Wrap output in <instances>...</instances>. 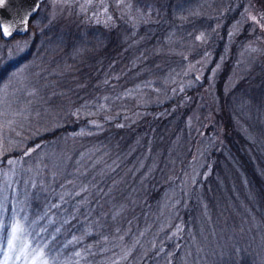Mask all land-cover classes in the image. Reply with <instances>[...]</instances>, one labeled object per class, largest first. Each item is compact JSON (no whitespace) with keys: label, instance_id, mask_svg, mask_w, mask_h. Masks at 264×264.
Here are the masks:
<instances>
[{"label":"trees","instance_id":"obj_1","mask_svg":"<svg viewBox=\"0 0 264 264\" xmlns=\"http://www.w3.org/2000/svg\"><path fill=\"white\" fill-rule=\"evenodd\" d=\"M107 1L114 18L106 24L89 9L63 35L35 23L39 13L21 35L0 31L1 41L26 38L30 46L0 65V85L26 67L36 91L27 99L34 100L29 117L38 113L22 126L17 120L9 127L8 119L4 129L19 134L4 158L40 162L51 192L62 184L85 187L83 218L70 232L84 236L79 244L107 243L105 234L124 238L125 256L116 264H264L263 62L219 90L221 123L208 111L211 65L202 75L172 71L184 70L193 52L180 47L198 33L208 36L213 63L223 57L225 47H211V15H221L225 33L245 0H158L152 17L136 18L135 28L119 15L122 5ZM40 36L55 44L37 47ZM38 194L50 196L42 185ZM40 204L27 206L29 218ZM55 239L47 249L59 246ZM92 256L95 264H111Z\"/></svg>","mask_w":264,"mask_h":264},{"label":"rangeland","instance_id":"obj_2","mask_svg":"<svg viewBox=\"0 0 264 264\" xmlns=\"http://www.w3.org/2000/svg\"><path fill=\"white\" fill-rule=\"evenodd\" d=\"M84 2L85 0H44L41 4L39 16L34 17V22L42 23L43 30L49 28L55 31L56 27L63 35L62 32L64 31L75 30L81 23V18H84L89 9L91 15L95 18L103 17V22L101 21L103 24L114 18L113 11L109 9V1L106 0L107 13L103 11V7L99 6V0H94L93 5L88 7L86 11H81L80 5ZM131 4L130 12L122 5V8L118 9V13L123 21L130 18L131 25L135 28L136 18L148 20L152 17L158 0H131ZM238 11L235 19L231 20L225 28V33L222 32L224 19L219 18L221 15H211V47H225L223 57L213 63L214 57L211 50L207 51L205 49L208 36L204 33H198L195 39L189 41L187 45L183 42V47H180L184 50L183 54L185 53V55L193 52L188 57V64L184 70H181V72L175 68L172 70L176 75L182 74L185 76L191 73L202 75L211 65V105L208 111L209 116L217 123H221L222 114L225 110V103L221 100L224 95L220 96L219 90L228 91L238 84L243 77L252 74L251 72L255 71L258 65L260 67L261 61L264 65V27H261V25H264V0H245ZM109 16L111 19H109ZM252 17H255L259 23H256ZM201 36L202 39H197ZM52 38L54 37L40 36L37 47H52L55 44L54 41H56ZM29 47L26 38H18L9 42L0 40V65L24 54ZM183 66L184 63L177 65V68H183ZM25 68H16L12 75H9V81L0 85V113H4V115H0V131L3 133V146L7 149L3 154H0V204L3 205L4 209L0 219L3 220L5 225H8L13 217L21 219L22 223L32 233V236L42 240L47 245L51 240L60 238V240L57 239L59 241L58 247L45 249L51 251L58 258L60 264H95L91 258L93 253H98V258H102L107 263H119L125 256L124 253H121L125 248L124 238L118 235L109 236V234H105L109 238L107 243L105 241L101 242L97 238L96 243L91 241L79 244L84 236L79 232H75L76 235H72L70 232L72 226L75 227L83 218L82 207L85 203H83L82 194L85 187L77 186V182L73 185L62 184L61 192L56 190L51 192L48 184L43 181V171L39 168L43 165L40 162L37 161V164H35L27 157L4 158L5 153L9 151V144L15 141V133L19 134V132L11 134L4 129L9 126L7 125L9 120L12 123L9 127H12L17 120L21 126L38 120L35 119L34 111L29 117V113L34 109L32 107L34 100L28 102L27 99L36 91L27 78ZM57 71L58 67L56 66L54 72ZM260 73L261 68L258 77H260ZM220 76H223V80H218ZM220 82L222 84H219ZM35 111L40 112L39 109H35ZM194 111L195 116H197L199 114L198 108ZM10 113L12 116H9ZM217 114H220L221 117L216 118ZM262 121L264 122V119ZM31 153L30 149L27 150L26 156ZM9 160L17 163L9 164ZM56 163L55 169H53L55 174L60 170ZM201 167L202 164L198 160L195 163L191 180L196 178ZM185 182L187 184V180ZM41 185L44 187L45 193L50 195L48 199L43 194L34 195V191H38ZM88 196H91L90 191L86 197ZM36 200L41 203L43 209L33 215V218H29L27 206ZM50 207L52 213H50ZM8 231H10V228L0 230V237L6 236ZM76 252L81 253V255L76 256ZM103 253H108V256ZM0 259H2V255H0Z\"/></svg>","mask_w":264,"mask_h":264},{"label":"snow or ice","instance_id":"obj_3","mask_svg":"<svg viewBox=\"0 0 264 264\" xmlns=\"http://www.w3.org/2000/svg\"><path fill=\"white\" fill-rule=\"evenodd\" d=\"M4 2L5 0H0V6H3ZM93 3L94 0H85L84 4L80 5L81 11H86ZM114 3L117 8L124 5L129 12L131 11V0H127V2L126 0H114ZM99 6L103 7L105 13L108 12L106 0H99ZM109 19H111L110 16ZM252 19L256 21V23H259L255 17H252ZM22 22L26 24L27 20L22 18ZM14 26L15 25H4L0 22V31H2L5 36L11 35V29ZM261 27H264V25H261ZM197 39H202V36L197 37ZM0 115H4V113H0ZM2 140L3 133L0 131V154L7 151L3 146ZM8 163L14 164L17 162L9 160ZM3 211V205L0 204V216H2ZM6 228H10V231H8L6 236L0 237V255H2L0 264H60L58 258L51 251L45 250L47 249V244L40 239L34 238L29 229L22 223L21 219L13 217L8 225H5L3 220L0 219V230ZM180 231H182V229L178 228L177 232L173 233V235L178 234ZM75 255L80 256L81 253L76 252Z\"/></svg>","mask_w":264,"mask_h":264},{"label":"water","instance_id":"obj_4","mask_svg":"<svg viewBox=\"0 0 264 264\" xmlns=\"http://www.w3.org/2000/svg\"><path fill=\"white\" fill-rule=\"evenodd\" d=\"M43 1L44 0H5L4 5L0 6V22L4 25L15 26L11 29V35L3 36L10 38L25 33L31 21L39 13ZM22 18L27 20L26 24L22 22Z\"/></svg>","mask_w":264,"mask_h":264}]
</instances>
